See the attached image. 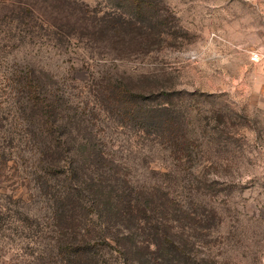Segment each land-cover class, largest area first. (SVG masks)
Segmentation results:
<instances>
[{"label":"rangeland","instance_id":"obj_1","mask_svg":"<svg viewBox=\"0 0 264 264\" xmlns=\"http://www.w3.org/2000/svg\"><path fill=\"white\" fill-rule=\"evenodd\" d=\"M33 69L78 114L74 142L94 138L111 173L169 193L180 264H264V0H0V264H67ZM123 76L142 80L141 112L115 102ZM137 238L155 239L149 227Z\"/></svg>","mask_w":264,"mask_h":264},{"label":"trees","instance_id":"obj_2","mask_svg":"<svg viewBox=\"0 0 264 264\" xmlns=\"http://www.w3.org/2000/svg\"><path fill=\"white\" fill-rule=\"evenodd\" d=\"M26 76L32 77L35 91V96L31 97L32 107L40 109L48 125L36 135L42 136L43 140L52 139L50 144L41 145L38 166L42 172L43 188L47 191L59 226V236L67 238L64 243L62 237L58 242L65 262L99 264L98 246L101 243L113 247L122 264H180L181 260L190 261L187 244L166 226L167 214L178 212L169 193L161 187L156 190L138 187L127 175L111 173L110 168L116 166L115 162L94 138L84 135L77 142L72 139L74 130L80 134V130L73 126L79 122L78 114L70 112L68 101L59 87L55 89L48 85L43 72L37 74L33 69ZM141 84V79L133 81L132 77L123 76L111 83L110 91L116 103L136 101L140 108L136 110L141 112L143 108L140 106L146 103L148 95L136 89ZM63 160L66 163L64 168ZM51 176L55 177L54 180L59 176L61 183L54 182ZM149 214L162 217L152 223L148 219ZM141 218L148 219L147 225ZM147 227L155 239L152 242L138 241V231ZM93 234L98 235L97 240L92 239ZM176 237L181 244L175 240Z\"/></svg>","mask_w":264,"mask_h":264}]
</instances>
